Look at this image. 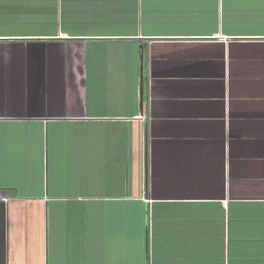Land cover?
I'll return each mask as SVG.
<instances>
[{"label": "crops", "instance_id": "0c3cea01", "mask_svg": "<svg viewBox=\"0 0 264 264\" xmlns=\"http://www.w3.org/2000/svg\"><path fill=\"white\" fill-rule=\"evenodd\" d=\"M0 264H264V0H0Z\"/></svg>", "mask_w": 264, "mask_h": 264}, {"label": "water", "instance_id": "95a60500", "mask_svg": "<svg viewBox=\"0 0 264 264\" xmlns=\"http://www.w3.org/2000/svg\"><path fill=\"white\" fill-rule=\"evenodd\" d=\"M139 98H140V108L142 107L145 99V88L143 85V78L142 75H140V92H139Z\"/></svg>", "mask_w": 264, "mask_h": 264}, {"label": "rangeland", "instance_id": "374dc122", "mask_svg": "<svg viewBox=\"0 0 264 264\" xmlns=\"http://www.w3.org/2000/svg\"><path fill=\"white\" fill-rule=\"evenodd\" d=\"M87 180H88V177H86V178H85V180H84V181H82V182H86Z\"/></svg>", "mask_w": 264, "mask_h": 264}, {"label": "built area", "instance_id": "2783aa9c", "mask_svg": "<svg viewBox=\"0 0 264 264\" xmlns=\"http://www.w3.org/2000/svg\"><path fill=\"white\" fill-rule=\"evenodd\" d=\"M2 201H5L6 199H1Z\"/></svg>", "mask_w": 264, "mask_h": 264}]
</instances>
